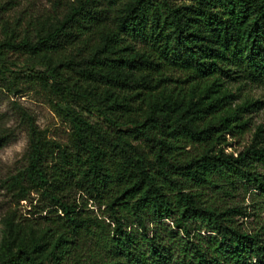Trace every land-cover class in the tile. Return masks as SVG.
<instances>
[{
	"label": "trees",
	"instance_id": "obj_1",
	"mask_svg": "<svg viewBox=\"0 0 264 264\" xmlns=\"http://www.w3.org/2000/svg\"><path fill=\"white\" fill-rule=\"evenodd\" d=\"M106 20L97 0H76L54 26L36 22L21 35L5 24L0 54L38 60L35 81L61 105L53 109L71 147L23 113L27 164L1 187L17 203L35 194L62 217L48 226L6 218L0 264H264L260 234L234 219L244 211L203 199L205 189L230 196L237 185L264 193L263 130L225 152L256 104L233 106L229 84L264 88V0H128L114 27ZM74 188L80 201L69 203ZM88 200L111 224L84 213ZM89 237L95 248L81 258Z\"/></svg>",
	"mask_w": 264,
	"mask_h": 264
},
{
	"label": "rangeland",
	"instance_id": "obj_2",
	"mask_svg": "<svg viewBox=\"0 0 264 264\" xmlns=\"http://www.w3.org/2000/svg\"><path fill=\"white\" fill-rule=\"evenodd\" d=\"M99 8L106 11V24L114 27L115 19L119 17L122 8L128 0H97ZM76 0H0V43L8 39V32L5 24L16 28L21 35L26 30L32 31V26L36 22H45L47 25L54 26L68 12ZM94 36V40L96 41ZM92 41V42H93ZM136 49H141L143 44L137 40H131ZM0 241L4 220L11 217L15 222L24 224H36L39 226L51 225L56 215L62 217L58 210L50 207V203L42 200L35 194L31 195V200L20 201L1 187L3 180L16 174L27 164L29 136L27 132L26 119L23 113H27L33 119L36 127L45 136L68 148L71 147L69 124L58 115L53 109L54 105L61 106L58 100L51 96L35 81L36 77L44 71L38 60L15 51H7L0 54ZM177 73L172 74L175 81ZM11 84V88L9 87ZM167 88L181 87L177 82H167ZM230 90L234 95L233 106L240 105L242 102L250 101L256 103L244 114V119L248 122L241 134L226 135L225 152L238 154L251 141L258 128L263 130L264 136V88L252 85L248 82L232 81L229 84ZM12 89L16 90L15 93ZM80 107L85 103L78 101ZM85 116L86 112L83 113ZM93 122L101 120L91 117ZM187 151L193 152L192 147H187ZM230 196H225L220 192L210 189L203 191L208 204L218 205L219 207H240L245 215L234 217L236 223L242 230L248 233H259L264 241V193H260L252 186L237 185L235 190H231ZM65 200L69 203L80 201L79 193L76 188L65 192ZM104 200H102L103 202ZM84 213L88 216H95L99 220L109 223V212L104 205H98L97 201L88 200L86 208L82 206ZM168 227L171 222L164 221ZM135 227V226H133ZM196 228V224H192ZM140 233V232H138ZM206 235L205 232H201ZM106 236V233L103 234ZM181 236V233H179ZM95 239V238H94ZM95 240L86 238L81 247L79 256L87 258L86 251H93Z\"/></svg>",
	"mask_w": 264,
	"mask_h": 264
}]
</instances>
